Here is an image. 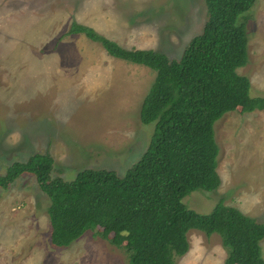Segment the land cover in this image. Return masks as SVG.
<instances>
[{
  "label": "rangeland",
  "instance_id": "1",
  "mask_svg": "<svg viewBox=\"0 0 264 264\" xmlns=\"http://www.w3.org/2000/svg\"><path fill=\"white\" fill-rule=\"evenodd\" d=\"M207 20L204 0H0V174L15 161L49 152L54 176L84 168L123 176L146 150L155 122L140 109L156 71L108 54L74 21L126 48H151L180 58ZM252 96H264V0L248 13ZM220 146L216 190L184 201L201 213L220 199L264 222V109L225 113L215 123ZM48 196L34 174L0 187V264H128L123 248L95 230L66 247L51 242ZM189 250L175 264H224L222 237L187 233ZM264 257V239L261 242Z\"/></svg>",
  "mask_w": 264,
  "mask_h": 264
},
{
  "label": "trees",
  "instance_id": "2",
  "mask_svg": "<svg viewBox=\"0 0 264 264\" xmlns=\"http://www.w3.org/2000/svg\"><path fill=\"white\" fill-rule=\"evenodd\" d=\"M207 20L180 58L151 48H126L74 21L69 34H85L108 54L156 71L140 118L155 122L146 150L123 176L105 168H84L73 179L54 176L55 159L36 152L0 174L9 188L34 174L49 198L51 242L66 247L95 230L123 248L128 264H175L189 250L187 233L217 232L228 250L224 264H264V222L220 199L208 213L184 199L196 190L220 187V146L215 123L225 113L264 109V96H252L251 81L238 72L249 60L248 13L256 0H204Z\"/></svg>",
  "mask_w": 264,
  "mask_h": 264
}]
</instances>
